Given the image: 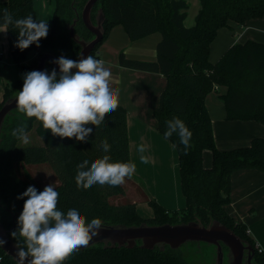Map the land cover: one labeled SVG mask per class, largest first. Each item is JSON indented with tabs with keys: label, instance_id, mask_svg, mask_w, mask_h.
Listing matches in <instances>:
<instances>
[{
	"label": "trees",
	"instance_id": "obj_1",
	"mask_svg": "<svg viewBox=\"0 0 264 264\" xmlns=\"http://www.w3.org/2000/svg\"><path fill=\"white\" fill-rule=\"evenodd\" d=\"M34 0H0V27L4 24L5 11L13 20L29 15L36 19ZM86 0H55L52 25L46 38L21 51L14 47L18 29L9 25L6 29L7 45L12 61L21 65L30 53L37 59L46 52L62 53L75 60L79 46L68 35L76 10L78 13ZM199 10L194 24L186 27L189 5L184 0H98L91 13L92 20L98 9L103 11L104 35L95 46L91 56L96 58L98 47L107 38L110 30L120 25L130 42L159 33L161 40L156 45L155 61L127 59L123 53L117 58L120 67L159 74L165 85L160 93L158 106L153 115L156 129L164 137L167 121L174 117L181 119L192 136L190 147L180 143L179 136L173 134L167 139L177 150L179 161L180 187L185 198V208L178 212H168L155 200L147 199L153 213L151 219H142L130 202L112 204L108 199L122 195V186L78 187L75 177L78 165L84 160L92 162L107 155L110 162L130 163L126 111L120 105L106 115L100 126L87 125L93 129L87 142L55 137L46 131L35 117L27 118L18 109L5 119L0 143V223L12 231L18 229L17 220L22 212L24 200L17 199L29 186L37 185L22 181L14 170L15 164H47L54 173L59 192L57 208L65 214L69 209H77L90 222L100 218L104 224L138 226L178 224L199 221L204 226L217 221L230 229L236 236L247 241L254 248V264H264V255L255 249L254 241L246 233V228L236 223L225 211L230 198V175L240 169L254 168L264 171V139L255 138L250 146L229 151L216 148L212 124L208 115L205 98L215 87H224L220 96L226 119L257 121L264 125V45L247 41L233 44L219 60L209 62L210 45L219 29L235 22L244 26L251 19L264 16V0H198ZM74 31L83 40H91L93 35L86 30L79 19ZM34 67L37 61L34 63ZM33 67V68H34ZM24 68V67H23ZM25 70V69H24ZM46 70L53 67L49 62ZM29 70H25L28 73ZM23 85V78L13 88L6 87L0 108L10 97L17 94ZM23 126L26 134L31 130L40 138L41 146L18 147L19 138L13 130ZM111 146L104 152L102 141ZM211 153V167L203 166L202 154ZM86 170V169H85ZM26 199V198H25ZM19 247L24 241L19 236L13 238ZM139 243L131 249L104 248L98 244L71 254L62 264H189L180 253V248L164 250L141 249ZM196 247V246H195ZM0 264H16L0 249Z\"/></svg>",
	"mask_w": 264,
	"mask_h": 264
},
{
	"label": "crops",
	"instance_id": "obj_2",
	"mask_svg": "<svg viewBox=\"0 0 264 264\" xmlns=\"http://www.w3.org/2000/svg\"><path fill=\"white\" fill-rule=\"evenodd\" d=\"M36 1H33V8ZM38 1H40L39 12L46 10L45 0ZM192 1L198 4L199 10L198 0ZM187 17L184 21L185 26ZM52 18L53 13L51 14V25ZM191 26L190 22L186 27ZM2 31H5L3 26L0 27V65H8V68L0 66V102L3 99L4 89L13 88L15 83L23 78L25 74L23 67L26 66L25 63L28 60L27 57L21 65L16 64L22 68L20 74L15 76L14 72L9 73V69L13 68L15 63L9 54L6 32ZM160 40L161 35L153 33L130 42L122 26L117 25L110 30L107 38L98 47L96 58L103 60L105 67L111 70L112 87L119 89V105L126 111L129 160L130 163L136 165L131 177L132 192L129 197H126L128 202L138 208L140 204H147V199L150 198L166 211L178 212L183 210L186 204L180 187L177 150L157 131L153 115L158 106L165 79L159 74L123 68L117 63L120 53H123L127 59L155 61L156 45ZM247 41L264 45V16L251 19L244 26L230 21L226 27L219 29L210 45L209 62L216 63L230 46L244 44ZM5 81H13V83L10 86L5 84ZM225 92L224 87H218L205 98L216 148L220 151H229L248 147L255 138L264 139V125L260 122L226 119L225 108L220 99ZM141 145L145 148L143 153L138 151ZM141 155L147 157V163L141 162ZM202 161L205 168L211 167L209 151L203 152ZM229 198L230 201L225 206V211L236 223L248 230L249 237L254 241L255 249L264 255V171L248 168L232 172Z\"/></svg>",
	"mask_w": 264,
	"mask_h": 264
},
{
	"label": "clouds",
	"instance_id": "obj_3",
	"mask_svg": "<svg viewBox=\"0 0 264 264\" xmlns=\"http://www.w3.org/2000/svg\"><path fill=\"white\" fill-rule=\"evenodd\" d=\"M3 19L5 31L2 32H6L9 25L18 29L14 47L21 51L31 45L39 47V41L48 34L47 22H37L31 15L13 20L5 11ZM53 63L58 66V72L53 69L50 73L44 70L24 74L16 106L27 118L35 117L40 121L53 136L74 137L78 142H87L93 129L86 126H100L106 115L119 106V89L112 87V72L105 67L103 60L91 55L79 60L62 55ZM166 123L164 138L170 139L175 133L185 148L190 147L192 133L185 123L177 117ZM12 135L25 144L29 142L23 126L13 130ZM102 148L104 152L110 151L107 140L102 141ZM138 151L143 153L144 146H139ZM140 159L142 163L148 162L143 155ZM78 169L75 182L78 187L87 189L95 184L119 186L125 178L133 176L136 165L110 162V157L105 155L92 162L90 167L89 161L84 160ZM58 198L59 192L52 184L45 186L43 191L29 186L17 197L24 200V204L17 220L18 229L11 233V237L22 238L24 246L17 247L16 264H62L73 252L87 246L99 235L103 228L100 218L86 222V218L74 208L65 214L57 208ZM5 243L0 239V247Z\"/></svg>",
	"mask_w": 264,
	"mask_h": 264
},
{
	"label": "water",
	"instance_id": "obj_4",
	"mask_svg": "<svg viewBox=\"0 0 264 264\" xmlns=\"http://www.w3.org/2000/svg\"><path fill=\"white\" fill-rule=\"evenodd\" d=\"M97 1L86 0L80 13L74 10L75 16L71 24L67 26L70 39L79 46V52L75 60H79L82 56L86 57L90 55L95 46L103 38V23L105 20L103 11L98 9L94 20L91 17L92 9ZM79 19L82 21L86 30L93 35L91 40H83L75 33L74 28ZM62 55L64 56L62 53H44L39 58L34 71L46 70V64L49 62L53 69H56L58 72V66L53 61ZM17 95L18 93L7 99L0 108V136L6 117L12 111L18 109L16 106ZM12 228L7 230L0 223V239L6 241L0 249L16 263V251L19 246L9 235ZM138 243L141 249L153 250L154 248H159L161 251L165 247L171 250H177L181 246L189 243H195L197 245L205 244L215 249L213 264H254L252 260L255 252L250 243L242 240L230 229L217 221H211L206 226L199 221L162 225L141 223L138 226L108 225L103 223V228L100 230L99 235L94 237L87 246L81 247L73 253L83 251L98 244L103 245L104 248L125 247L131 249ZM223 249L227 250L226 254H224Z\"/></svg>",
	"mask_w": 264,
	"mask_h": 264
},
{
	"label": "rangeland",
	"instance_id": "obj_5",
	"mask_svg": "<svg viewBox=\"0 0 264 264\" xmlns=\"http://www.w3.org/2000/svg\"><path fill=\"white\" fill-rule=\"evenodd\" d=\"M36 1V0H34ZM188 5L189 9L187 12V21L186 26H189V23L191 22L193 25V18L195 16V13L198 10V4L194 3L192 0L187 1L185 0ZM46 3V10L43 9L41 12H39L40 8V1L35 2V7H37V18L39 21L46 20L48 24V28L51 27V14L54 10V0H45ZM31 58V59H30ZM27 62L25 63L26 66H24V69L29 70V72L34 71V62L39 60L37 59V54L30 53ZM2 61H5V58H2ZM13 65V64H12ZM2 68L7 69L8 65L1 64ZM34 67V68H33ZM1 68V69H2ZM10 72H14L15 76L20 74L22 72V68L18 67L16 64H14L13 68L9 69ZM11 74V73H10ZM16 80V79H15ZM14 81V80H13ZM13 81L7 82L5 81V84L12 85ZM27 137L29 142L27 144L23 143L22 140H19L17 143L18 147H27V146H41L42 142L40 138L35 134L34 130H31L27 133ZM14 170L17 174V176L25 182L31 183L32 185H37L41 188L43 191L44 187L52 184L53 187H55L58 184V181L54 175V173L51 171V169L47 166V164H15ZM136 185V184H135ZM123 194L122 195H116L112 196L108 199V201L112 204H121L124 202H128V198L130 193L132 192L131 187L133 186V181L131 178H125V182L121 184ZM138 186V185H137ZM136 208V206H135ZM136 212L138 216L142 219H151L153 217L152 210L147 204H140L138 205V208H136ZM196 246V247H195ZM180 253L182 254L183 258L189 263V264H213L214 255H215V249L212 246H207L205 244L197 245L195 243H189L187 245L180 247Z\"/></svg>",
	"mask_w": 264,
	"mask_h": 264
},
{
	"label": "built area",
	"instance_id": "obj_6",
	"mask_svg": "<svg viewBox=\"0 0 264 264\" xmlns=\"http://www.w3.org/2000/svg\"><path fill=\"white\" fill-rule=\"evenodd\" d=\"M217 88H218V87H215V88H214V91H216V90H217ZM246 233L249 235V232H248V230L246 231Z\"/></svg>",
	"mask_w": 264,
	"mask_h": 264
},
{
	"label": "flooded vegetation",
	"instance_id": "obj_7",
	"mask_svg": "<svg viewBox=\"0 0 264 264\" xmlns=\"http://www.w3.org/2000/svg\"><path fill=\"white\" fill-rule=\"evenodd\" d=\"M223 251H224V254H226L227 253V250L226 249H223ZM226 260V259H225ZM252 263H253V260H252ZM247 264V263H246Z\"/></svg>",
	"mask_w": 264,
	"mask_h": 264
}]
</instances>
